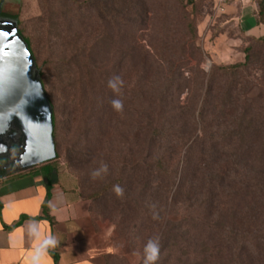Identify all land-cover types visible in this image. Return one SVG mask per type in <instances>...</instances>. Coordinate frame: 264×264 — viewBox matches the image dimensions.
<instances>
[{"label":"rangeland","instance_id":"1","mask_svg":"<svg viewBox=\"0 0 264 264\" xmlns=\"http://www.w3.org/2000/svg\"><path fill=\"white\" fill-rule=\"evenodd\" d=\"M132 1L130 14L124 11L104 20L90 9V0H22L21 6L9 5L2 16L13 18L21 7L20 28L32 43L45 91L55 107L58 158L50 166L57 168L60 178L64 172L74 176L85 197L94 196L96 216L111 229L108 264H144L150 240L158 243L154 264H196L200 260L192 245H211L207 235L200 233L202 226L191 216L182 222L183 210L171 202L159 226L154 225L140 200L143 192L132 184L136 170L157 151L152 130H162L164 121L178 130H190L189 120L195 111L198 115L204 99L200 85L195 87V76L186 71L176 78L182 92L165 105L163 113L160 100L152 108L142 105L141 94L151 101L168 84L157 73L161 68L153 51L169 39L195 70L202 59L200 68L206 75L213 68L245 63L249 55L251 63L238 86L245 89L238 96L243 106L249 105L247 99L259 103L264 98V45L246 38L229 14L215 16L208 3L183 12L179 4L186 7L187 0ZM193 27L196 40L191 44ZM115 77L120 90L114 94L108 82ZM226 83L221 84L219 95L207 97V118L224 116L228 124L220 129L237 131L229 124L244 115L251 124L246 133L252 135L254 112L247 107L232 109L227 87L233 83ZM113 99L122 103L119 112L111 107ZM43 167L48 171V166ZM97 171L99 175L93 177ZM115 186L121 194L115 193ZM127 199L137 202L122 206Z\"/></svg>","mask_w":264,"mask_h":264},{"label":"trees","instance_id":"2","mask_svg":"<svg viewBox=\"0 0 264 264\" xmlns=\"http://www.w3.org/2000/svg\"><path fill=\"white\" fill-rule=\"evenodd\" d=\"M253 1L258 6L257 20L264 25V0ZM118 3L121 9L115 10ZM132 4V0H90V9L97 11L98 16L104 20L110 15H123L124 11L125 14H130L134 10ZM202 4L206 3L187 0L186 7L179 4V8L184 12L189 6ZM8 7L9 5L6 9ZM20 12L21 7L13 19L18 20L19 33L35 58L32 43L20 28ZM183 14L186 15V12ZM225 16L227 12L218 18ZM186 18L187 16H183V20ZM193 24L194 22L187 23L188 26ZM244 36L264 45V36L259 39L245 34ZM190 40L191 44L196 40L194 27ZM168 41L169 39L153 51L154 59L161 68L157 73L161 74L168 84L160 88L159 95H154L151 101H146L141 94L142 105L149 108L160 100L163 113L166 110L165 105L169 106L176 93L182 92V84L176 78L186 71L195 76V87L200 85L204 99L198 115L195 111L189 120L190 130H178L174 123L169 121H164L162 130H152V138L158 146L157 151L151 161H143L142 169L136 170L133 187L143 192L140 200L145 204L146 213L152 218L154 225L159 226L161 217L168 211L171 202L183 210L182 222L186 221L185 216H191L194 219L192 221L202 226L200 233L207 235L211 245L192 243L193 253L200 260L196 261V264H264V146L261 145L264 140V98L259 103L247 99L249 105L245 102L243 106L238 98L245 91L243 87L238 86L243 82L242 76L251 63L250 56L247 55L245 63L213 68L211 73L206 75L200 68L202 59L197 61L195 70L184 52H180V49V54L176 52V47ZM247 51L251 52L252 49ZM227 81L233 83L227 87L230 88L228 97L232 109L242 107L254 112L252 122L255 130L252 135L246 133L251 124L246 123L244 115L239 119L235 117L229 124L239 129L237 131L220 129L228 124L224 116L218 115L211 120L207 118V97L214 92L219 95L223 91L221 84H227ZM50 102L54 109L53 136L56 146L55 107L51 100ZM216 102L219 103L218 100ZM174 158L175 165L171 163ZM52 162L41 165L48 166L49 176L57 169L50 166ZM1 177L6 175L0 172ZM93 197L86 198L94 202ZM245 200L247 202L244 203ZM130 202L135 204L137 201L127 199L122 206H127ZM96 218L98 219L97 216ZM123 225L120 224V229ZM109 260L110 256L107 258L108 263Z\"/></svg>","mask_w":264,"mask_h":264},{"label":"crops","instance_id":"3","mask_svg":"<svg viewBox=\"0 0 264 264\" xmlns=\"http://www.w3.org/2000/svg\"><path fill=\"white\" fill-rule=\"evenodd\" d=\"M228 14L246 36H264L254 1ZM64 173L57 184L43 166L0 178V264H108L111 229Z\"/></svg>","mask_w":264,"mask_h":264},{"label":"water","instance_id":"4","mask_svg":"<svg viewBox=\"0 0 264 264\" xmlns=\"http://www.w3.org/2000/svg\"><path fill=\"white\" fill-rule=\"evenodd\" d=\"M0 2V172L6 176L39 167L57 158L54 109L41 70L18 29V20L2 16L11 4ZM51 182L58 183L57 170Z\"/></svg>","mask_w":264,"mask_h":264},{"label":"clouds","instance_id":"5","mask_svg":"<svg viewBox=\"0 0 264 264\" xmlns=\"http://www.w3.org/2000/svg\"><path fill=\"white\" fill-rule=\"evenodd\" d=\"M108 87L113 91V93H118L120 90V80L119 77H115L108 82ZM111 107L119 112L122 109V103L119 99H113L111 101ZM106 170V169H105ZM93 177L98 176L99 172H93ZM114 191L117 195L121 194L122 190L119 186L114 187ZM145 262L144 264H154L157 259L158 253V243L154 240H150L145 246Z\"/></svg>","mask_w":264,"mask_h":264},{"label":"built area","instance_id":"6","mask_svg":"<svg viewBox=\"0 0 264 264\" xmlns=\"http://www.w3.org/2000/svg\"><path fill=\"white\" fill-rule=\"evenodd\" d=\"M193 1L195 2L203 1L205 3H208L212 8L213 14L215 16H220L226 14L228 6L233 3L245 5L253 0H193Z\"/></svg>","mask_w":264,"mask_h":264}]
</instances>
